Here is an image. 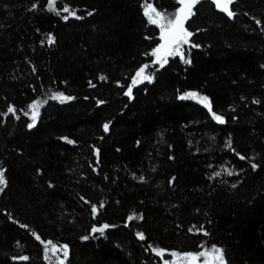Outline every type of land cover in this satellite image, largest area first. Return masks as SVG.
Segmentation results:
<instances>
[{
    "label": "trees",
    "instance_id": "trees-1",
    "mask_svg": "<svg viewBox=\"0 0 264 264\" xmlns=\"http://www.w3.org/2000/svg\"><path fill=\"white\" fill-rule=\"evenodd\" d=\"M147 4L180 7L0 0V264H165L213 245L227 264H264V0H235L231 18L200 0L184 57L163 67ZM144 65L152 79L129 97Z\"/></svg>",
    "mask_w": 264,
    "mask_h": 264
},
{
    "label": "snow or ice",
    "instance_id": "snow-or-ice-1",
    "mask_svg": "<svg viewBox=\"0 0 264 264\" xmlns=\"http://www.w3.org/2000/svg\"><path fill=\"white\" fill-rule=\"evenodd\" d=\"M200 0H178L180 4V8L177 12L171 14L169 17L167 14L161 13L157 11L151 4H147L144 8V14L148 19V22L153 25H157L160 29V39L162 43H160L152 52V55L155 57L154 63H159L161 67H163L168 62V57L180 55L181 58L184 57L182 52V47L185 44L190 42V38L193 33L189 32L185 27L186 21L194 14L193 9ZM215 6L224 12L228 17H234L236 13L232 10V5L235 3V0H213ZM56 0H50V8L52 10L55 9ZM64 12L69 13L70 16L76 17L80 19L81 17L76 16L75 11H69V8L65 7L63 9ZM69 15L64 16L63 18L67 20ZM91 15V13H89ZM259 23V21H257ZM54 42V37H49V43ZM185 63H190V60L185 59ZM148 65L142 66L132 78V84L128 87V91L126 95L131 97L133 87L143 83L144 81H151L152 76L146 74V69ZM103 79V77H101ZM52 99L58 100L61 103L70 101L73 99L71 96H66L62 92L54 93L51 97ZM194 98L197 99L201 104H204L209 111H212L211 101L207 96H201L199 93L190 92L186 93L181 99ZM102 103V102H101ZM40 107L41 103L39 101H35L29 105V109L31 111V123L28 125L29 128H32L36 125L37 120L40 116ZM8 113H15L16 109L12 106L8 108ZM25 115H28L26 112ZM214 118L220 122H224V118L222 116L216 115L213 112ZM109 125H104V130L108 131ZM71 142V141H70ZM256 165H253L255 168ZM227 171L228 175H233L234 173L231 170ZM215 175L219 176L220 173H216ZM7 181L4 176V172L0 171V186H6ZM235 187V185H233ZM3 191V187H0V192ZM93 213L97 212V208L93 206ZM135 218L134 216H130L129 219ZM108 225H104L100 229H93V231L103 232L104 228H107ZM138 237L143 240L144 234L137 233ZM36 239H40L39 236ZM57 251V246L53 244L51 241H48L45 244V258L51 260L52 257L48 255L49 252L55 253ZM62 251L65 257V260L68 256V248L67 245L62 246ZM158 255H162L164 250L154 249ZM173 257H176V260L173 262L165 261V264H198L199 258L204 257V264H227V260L225 258V250L223 248L217 247L215 245L212 246L210 250L202 251L200 253H186L179 254L173 252L171 254ZM21 260H27L28 257H20ZM60 264H65L64 260L60 261Z\"/></svg>",
    "mask_w": 264,
    "mask_h": 264
},
{
    "label": "rangeland",
    "instance_id": "rangeland-1",
    "mask_svg": "<svg viewBox=\"0 0 264 264\" xmlns=\"http://www.w3.org/2000/svg\"><path fill=\"white\" fill-rule=\"evenodd\" d=\"M180 8V7H179ZM160 35H161V33H160ZM160 43H162V41L160 42ZM210 250V249H209ZM206 251V250H205ZM202 252V251H201ZM176 253V252H175ZM200 253V252H199ZM179 254H181V255H183V253H179ZM171 262H173V261H175L176 260V257H173L172 255H171ZM204 257H200L199 258V261H198V264H204Z\"/></svg>",
    "mask_w": 264,
    "mask_h": 264
}]
</instances>
